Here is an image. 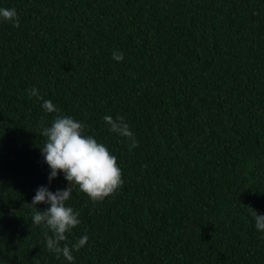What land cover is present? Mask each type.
Returning a JSON list of instances; mask_svg holds the SVG:
<instances>
[{
  "label": "trees",
  "instance_id": "1",
  "mask_svg": "<svg viewBox=\"0 0 264 264\" xmlns=\"http://www.w3.org/2000/svg\"><path fill=\"white\" fill-rule=\"evenodd\" d=\"M0 8L20 22L0 19V264H69L47 250L52 233L28 205L41 186H69L62 172L49 184L41 131L56 114L43 100L85 124L123 173L102 202L74 188L67 205L81 222L62 245L89 240L71 264H264L252 215H264V0ZM105 115L123 117L139 146Z\"/></svg>",
  "mask_w": 264,
  "mask_h": 264
},
{
  "label": "clouds",
  "instance_id": "2",
  "mask_svg": "<svg viewBox=\"0 0 264 264\" xmlns=\"http://www.w3.org/2000/svg\"><path fill=\"white\" fill-rule=\"evenodd\" d=\"M0 19L19 27L20 22L15 8H0ZM112 58L123 61V53L114 51ZM30 96L39 97L36 88H29ZM42 108L46 113H55L51 125L42 127L41 136L44 138L40 147L44 162L50 168L49 184L62 172L69 186L55 193L48 187L41 186L30 205L34 211L32 221L34 225H42L51 231L46 236L47 250L61 256L71 264L74 260L73 250L79 252L89 240L87 235L82 236L71 245L67 241V234L80 224V213L74 210L67 202L71 199L74 188L86 194L93 203L102 202L113 196L123 187V173L119 167L117 157L92 135L85 134L86 125L71 116L62 115L51 100H43ZM104 121L108 130L126 138L129 141V150L139 146L135 133L123 117L105 115ZM43 124V121H42ZM49 205L41 210L38 205ZM39 210H36V209ZM252 209V208H251ZM257 230L264 232V215L252 209Z\"/></svg>",
  "mask_w": 264,
  "mask_h": 264
}]
</instances>
